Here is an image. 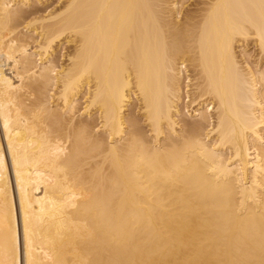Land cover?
Masks as SVG:
<instances>
[{"label":"bare ground","instance_id":"1","mask_svg":"<svg viewBox=\"0 0 264 264\" xmlns=\"http://www.w3.org/2000/svg\"><path fill=\"white\" fill-rule=\"evenodd\" d=\"M48 2L0 0V264H264V0Z\"/></svg>","mask_w":264,"mask_h":264},{"label":"rangeland","instance_id":"2","mask_svg":"<svg viewBox=\"0 0 264 264\" xmlns=\"http://www.w3.org/2000/svg\"><path fill=\"white\" fill-rule=\"evenodd\" d=\"M54 0H49V4L48 5H52V3ZM47 5V4H46ZM67 45H65L64 47H66ZM249 53H251V51L253 52V47H252V44H250L248 47H247ZM59 52H61V50L57 51V53L59 54ZM21 255L23 256V251H21Z\"/></svg>","mask_w":264,"mask_h":264}]
</instances>
